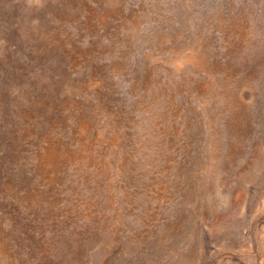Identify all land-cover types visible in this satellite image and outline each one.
<instances>
[{"label":"rangeland","instance_id":"obj_1","mask_svg":"<svg viewBox=\"0 0 264 264\" xmlns=\"http://www.w3.org/2000/svg\"><path fill=\"white\" fill-rule=\"evenodd\" d=\"M0 264H264V0H0Z\"/></svg>","mask_w":264,"mask_h":264}]
</instances>
